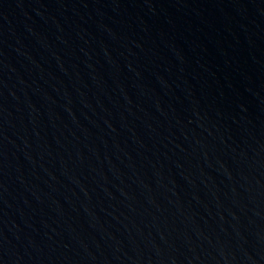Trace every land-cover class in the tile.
Wrapping results in <instances>:
<instances>
[{
  "label": "water",
  "instance_id": "water-1",
  "mask_svg": "<svg viewBox=\"0 0 264 264\" xmlns=\"http://www.w3.org/2000/svg\"><path fill=\"white\" fill-rule=\"evenodd\" d=\"M72 264H264V0H122Z\"/></svg>",
  "mask_w": 264,
  "mask_h": 264
}]
</instances>
